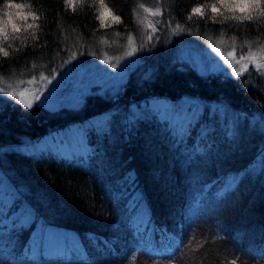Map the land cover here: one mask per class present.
Returning <instances> with one entry per match:
<instances>
[{"label":"trees","instance_id":"trees-1","mask_svg":"<svg viewBox=\"0 0 264 264\" xmlns=\"http://www.w3.org/2000/svg\"><path fill=\"white\" fill-rule=\"evenodd\" d=\"M138 1L104 0L116 22L100 19L98 0H15L36 19L0 38L9 52L0 75L97 48L113 30L134 27ZM163 2L169 20L197 39L264 46L258 13L249 21L240 11L212 13L218 0ZM168 57L143 78L129 72L117 94H87L80 107L0 101V264H220L228 256L264 264V75L252 66L236 77L204 75ZM81 122L80 149L58 154L52 142ZM42 223L61 233L65 251L36 245Z\"/></svg>","mask_w":264,"mask_h":264},{"label":"rangeland","instance_id":"rangeland-1","mask_svg":"<svg viewBox=\"0 0 264 264\" xmlns=\"http://www.w3.org/2000/svg\"><path fill=\"white\" fill-rule=\"evenodd\" d=\"M164 6L163 0H140L133 7L134 19L131 22L135 23L134 27L113 30V34L100 41L97 48H88L77 54L70 52L64 60H50V64L42 67L37 68L31 63L23 71L1 74L0 101L10 99L24 107L39 103L51 110L80 107L87 94H117L129 72L134 70L133 76L143 78L152 72L153 64L162 63L167 56L168 62L188 63L196 72L204 75L219 72L236 77L248 72L246 69L250 66L258 74L264 75V68L256 67L257 64H264V46L246 41L235 42L231 37L220 34L197 39L188 29L170 21L163 11ZM85 126L87 122H81L76 125L77 128L70 125L60 131L64 132L60 135V141L56 139L52 142L55 148L58 147L57 153L65 155L71 150H79L80 146L74 144L77 138L75 133L80 130L82 134ZM57 135L55 133V137ZM41 141L38 145L42 144ZM258 163L259 159L255 165L258 166ZM205 199L210 204L209 196H205ZM34 232L33 238L38 246L42 243V246L57 252L68 248L62 241L61 233L54 227L42 223ZM211 255L207 257L209 262Z\"/></svg>","mask_w":264,"mask_h":264},{"label":"snow or ice","instance_id":"snow-or-ice-1","mask_svg":"<svg viewBox=\"0 0 264 264\" xmlns=\"http://www.w3.org/2000/svg\"><path fill=\"white\" fill-rule=\"evenodd\" d=\"M66 4H68L70 7H74L77 4H86V0H64ZM197 3H199V0H196ZM99 6H100V19L103 20L106 16H111V18L119 22L120 17L119 16H112L109 9L105 6L104 0H98ZM219 7L217 5H212L211 12L215 13L217 15H220V9H226L227 11H240L244 13H248L245 16L237 17V19L241 20H249L251 21L253 19V13H258L260 16H264V0H218ZM147 11V9H145ZM192 13L194 14H202V9L200 7L192 8ZM29 16H32V18L35 20L36 16L33 13H29ZM0 38L3 40L8 39L7 32L0 29ZM213 51H218V49H213ZM132 53H129L131 55ZM0 55L3 57L9 56V52L6 51L3 47H0ZM75 58V54H73V59ZM252 58V57H250ZM243 59V57H241ZM254 59V58H252ZM67 63V61H65ZM107 63V61H105ZM115 67V65H113ZM256 67L258 69L264 68V64H257ZM239 75V73H237ZM41 79H45L44 77H41ZM49 83L51 81H48ZM2 91V89H0ZM39 99V97H36ZM28 107H31V104L27 105Z\"/></svg>","mask_w":264,"mask_h":264},{"label":"clouds","instance_id":"clouds-1","mask_svg":"<svg viewBox=\"0 0 264 264\" xmlns=\"http://www.w3.org/2000/svg\"><path fill=\"white\" fill-rule=\"evenodd\" d=\"M29 5L24 2H15V0H0V29L7 32L10 28L13 32L20 30V22L26 20L29 12L25 10ZM25 27H34V25H25ZM220 264H237V259L223 258Z\"/></svg>","mask_w":264,"mask_h":264}]
</instances>
